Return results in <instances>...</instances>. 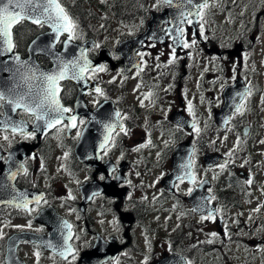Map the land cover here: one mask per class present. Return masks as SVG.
Returning <instances> with one entry per match:
<instances>
[{"label": "flooded vegetation", "instance_id": "flooded-vegetation-1", "mask_svg": "<svg viewBox=\"0 0 264 264\" xmlns=\"http://www.w3.org/2000/svg\"><path fill=\"white\" fill-rule=\"evenodd\" d=\"M220 1H208L203 37L200 24L196 30L184 25L189 42L194 37L197 44L176 50L171 65L172 39L165 31L171 24L165 22L173 19V8H157V0L111 1L116 17L141 19L137 32L124 39L142 34L152 14L165 13L158 36L152 35L138 52L144 54L138 55L143 69L139 74L137 68L125 73L117 51L122 36L112 41L103 36L102 42L99 30L88 34L79 27L81 38L74 41L99 45L87 49L88 59L97 61L103 50L107 58L99 62L107 70L93 79L61 82V103L85 124L59 132L57 125L46 135L37 132L34 139L8 134L5 140L0 132V157L13 154L11 163L0 159V183L9 185L0 189V264H6L9 239L19 233L31 236L16 244L23 264H264V0L258 6L253 0H233L232 7ZM80 2L62 0L72 13ZM13 33V52L24 60L30 44L48 29L24 21ZM162 39L163 44H156ZM45 40L51 42L54 36ZM65 40L61 36L56 43L57 52ZM13 56H0V88L11 83L2 82V65ZM36 61L43 69L53 66L43 56ZM96 87L105 94L98 102ZM249 88L244 114H235L233 97ZM5 111L13 119L29 121L27 130L32 131L31 117ZM116 112L127 134L113 133L114 146L105 154L97 150L103 138L97 121H107ZM179 112L187 119L173 118ZM194 121L199 134L192 128ZM184 142L190 154L194 149L196 183L175 178L166 189L162 182ZM77 146L84 148L76 154ZM226 161L224 169L217 166ZM21 164L26 171L9 181V169L16 171ZM19 189L27 190L29 200L42 196L39 206L30 203L31 211L17 207L12 200ZM212 196L205 206L220 211L213 213L214 220L202 219L206 213L193 209ZM62 221L72 225L75 260L46 247L51 240L61 243L60 227L50 224Z\"/></svg>", "mask_w": 264, "mask_h": 264}, {"label": "snow or ice", "instance_id": "snow-or-ice-1", "mask_svg": "<svg viewBox=\"0 0 264 264\" xmlns=\"http://www.w3.org/2000/svg\"><path fill=\"white\" fill-rule=\"evenodd\" d=\"M103 2V0H102ZM167 6L177 10L173 19L166 21L165 23L171 24V27L167 28L166 34L172 39L171 56L168 60V64L171 65L176 59V49L178 47L189 48L197 44V40L193 37L191 41L186 37L185 24L192 25L194 23L200 24V35H204V25L201 21L204 18L205 10L210 7L208 0H202L200 3L194 2V0H157L155 7ZM24 21H28L37 25L40 28L47 26L54 36V40L48 45L49 54L53 56L54 67L50 71H43L38 66L30 63L29 61L21 60L19 55H15L11 58V62L14 64V68H7L11 72V83L6 88H0V132H4V139L8 140L9 135H21L25 138H35L37 132H43L47 134V131L52 128H57V125L61 126L57 128V131H61L63 128H77L78 124H85V120L79 119L78 116L73 114L74 109L66 107L61 103V92L63 91L62 81L72 80L77 83L93 79L96 73L106 71L105 65H99L94 67L91 61L88 59L87 49L80 48L79 54L75 55L71 59H66L60 54L52 52L55 49L56 43L60 42L61 36H65L64 42L65 51H67L68 44L74 40L80 39L79 24L76 19L68 12V10L62 4V0H0V56H4L8 53H12L17 47L16 40L13 33L15 25L21 24ZM155 39V34H153ZM35 43V41H33ZM99 45H93V48H98ZM143 56V53H138ZM7 63V62H4ZM137 74L143 69L138 65ZM95 93L98 98L105 96L103 90L99 87L95 88ZM152 94L149 93L145 99H148ZM251 95V89H246L244 92L236 93L233 97V107L235 114L243 115L245 108L244 101ZM239 97L240 102H236V98ZM106 99V97H105ZM264 102V101H262ZM79 103V102H78ZM5 109L10 110L13 114L27 115L31 117L32 131H28V123L26 120L13 119L11 115H8ZM189 111L191 113V104H189ZM228 119H231V115ZM121 114L116 112L114 117L109 118L107 121H97L102 127V140L99 144L100 150L107 154L109 146H114L115 139L113 133L119 135V132H125L127 130L120 123ZM67 121V123H65ZM227 123V120L225 121ZM179 128L180 125H177ZM193 130L199 134L200 129L196 126L195 121L192 123ZM82 135L81 132H77V138ZM150 143V141H149ZM264 143V141H261ZM239 141H237V145ZM144 145H141L143 147ZM139 151V148L135 149ZM231 152L228 156L231 157ZM194 149L193 153L189 155L188 161L181 165L183 174L177 176V180L181 183L185 179L189 183L195 184L196 178L192 171L194 168ZM6 162L11 163L13 160V154H9L8 157H0ZM227 165V161L223 164L217 165L219 168L224 169ZM20 171H26L23 169V165H19L16 171L9 169L7 173V179L9 181L15 179L16 175ZM101 179H104L101 176ZM203 183V182H201ZM251 184V181H248ZM9 187L8 184L0 183V189ZM193 189H188V194L191 195ZM96 195V193H93ZM69 198L72 197L69 193ZM42 196L35 197L33 200H29L27 194L17 193L13 196L12 202L16 203L19 208L28 209L30 203H35L39 206ZM215 197L205 198L193 211H199L206 213L202 219H215L213 213L219 212L220 209H210L205 205L211 203ZM31 211V209H28ZM258 211V209H257ZM29 227L31 225L29 224ZM61 243L59 245H53L49 242L46 247L52 248L57 255L67 260L69 256L72 260L76 259V250L70 243L73 239L72 225L67 221H62L60 226ZM3 234L0 232V238ZM78 239V237H76ZM37 259L40 253H35ZM71 264V261H69Z\"/></svg>", "mask_w": 264, "mask_h": 264}, {"label": "rangeland", "instance_id": "rangeland-1", "mask_svg": "<svg viewBox=\"0 0 264 264\" xmlns=\"http://www.w3.org/2000/svg\"><path fill=\"white\" fill-rule=\"evenodd\" d=\"M105 1L106 0H103V2H105ZM262 1L263 0H253L252 5H254L256 3L258 6V5H260V3ZM101 3H102V0H92L91 2L88 1L87 4L85 5V7L87 10H92L94 12H102V9L108 11V8H109L110 12L112 11V8H110L108 6H102L100 8ZM145 3H149V2L146 1ZM96 14L100 19H102L104 17V15H102L101 13H96ZM101 22H104V19H102ZM139 23H140L139 19H134L133 21H123L122 18H115L112 20H111V18L110 19L108 18L107 22L104 23L103 26H100V27L98 26L99 27V33L101 35L110 37L109 39H110V41H112L118 35H129L131 33H134L135 32L134 29H135V27H137L139 25ZM87 25H90V24H87ZM167 51L168 50H163L161 53L165 54ZM199 115L201 117V114H196L197 117Z\"/></svg>", "mask_w": 264, "mask_h": 264}, {"label": "water", "instance_id": "water-1", "mask_svg": "<svg viewBox=\"0 0 264 264\" xmlns=\"http://www.w3.org/2000/svg\"><path fill=\"white\" fill-rule=\"evenodd\" d=\"M127 43H130V42H125V43H123L124 45L125 44H127ZM39 52H36V51H30V57H29V61L32 63V64H36L35 63V60H34V57H35V55H37ZM77 53V50H74V49H68L67 48V51H65L64 53H62V54H60V55H62L64 58H66V59H71V58H73L74 56H75V54ZM51 58V60L53 61V57H50ZM181 149H183V146L181 147H178V152L181 150ZM179 159V166L181 167V165L182 164H185V163H187L186 162V160H183V159H180V158H178ZM175 175V174H174ZM52 224V226L53 227H55L56 228V224L57 223H51Z\"/></svg>", "mask_w": 264, "mask_h": 264}]
</instances>
